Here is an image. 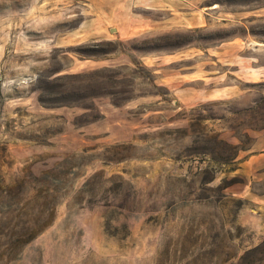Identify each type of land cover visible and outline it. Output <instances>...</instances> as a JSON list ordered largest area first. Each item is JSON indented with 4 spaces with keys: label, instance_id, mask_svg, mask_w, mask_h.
<instances>
[{
    "label": "rangeland",
    "instance_id": "obj_1",
    "mask_svg": "<svg viewBox=\"0 0 264 264\" xmlns=\"http://www.w3.org/2000/svg\"><path fill=\"white\" fill-rule=\"evenodd\" d=\"M246 33L264 0H0V248L50 222L0 264H264Z\"/></svg>",
    "mask_w": 264,
    "mask_h": 264
},
{
    "label": "crops",
    "instance_id": "obj_2",
    "mask_svg": "<svg viewBox=\"0 0 264 264\" xmlns=\"http://www.w3.org/2000/svg\"><path fill=\"white\" fill-rule=\"evenodd\" d=\"M222 49L226 50L223 54L227 56L228 68H234L240 79L252 81L264 78V47L251 34L235 38Z\"/></svg>",
    "mask_w": 264,
    "mask_h": 264
},
{
    "label": "trees",
    "instance_id": "obj_3",
    "mask_svg": "<svg viewBox=\"0 0 264 264\" xmlns=\"http://www.w3.org/2000/svg\"><path fill=\"white\" fill-rule=\"evenodd\" d=\"M10 191H8L9 193ZM39 218H32V222H38ZM52 220V217H51ZM50 224L47 222L45 225L40 226H29V228L19 236L15 237V241L12 246L0 248V261L7 259V260H14L18 257L22 247L31 241H33L42 231Z\"/></svg>",
    "mask_w": 264,
    "mask_h": 264
}]
</instances>
